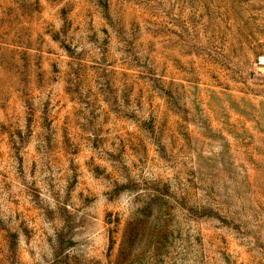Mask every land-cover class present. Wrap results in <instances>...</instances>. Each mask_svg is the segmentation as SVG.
<instances>
[{"label": "rangeland", "instance_id": "374dc122", "mask_svg": "<svg viewBox=\"0 0 264 264\" xmlns=\"http://www.w3.org/2000/svg\"><path fill=\"white\" fill-rule=\"evenodd\" d=\"M264 0H0V264H264Z\"/></svg>", "mask_w": 264, "mask_h": 264}, {"label": "built area", "instance_id": "2783aa9c", "mask_svg": "<svg viewBox=\"0 0 264 264\" xmlns=\"http://www.w3.org/2000/svg\"><path fill=\"white\" fill-rule=\"evenodd\" d=\"M254 73L261 79L264 80V55L259 56L254 63Z\"/></svg>", "mask_w": 264, "mask_h": 264}]
</instances>
